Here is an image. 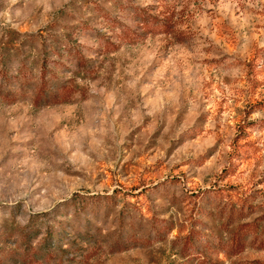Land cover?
Returning <instances> with one entry per match:
<instances>
[{
    "label": "rangeland",
    "instance_id": "1",
    "mask_svg": "<svg viewBox=\"0 0 264 264\" xmlns=\"http://www.w3.org/2000/svg\"><path fill=\"white\" fill-rule=\"evenodd\" d=\"M80 1L0 0V264H264V0H132L173 23L135 44Z\"/></svg>",
    "mask_w": 264,
    "mask_h": 264
},
{
    "label": "trees",
    "instance_id": "2",
    "mask_svg": "<svg viewBox=\"0 0 264 264\" xmlns=\"http://www.w3.org/2000/svg\"><path fill=\"white\" fill-rule=\"evenodd\" d=\"M153 2H159L160 0H151ZM84 2H86L84 0ZM83 1H80L79 4H84ZM88 2V1H87ZM105 4H110L112 8L131 13L135 20L137 21V27L132 28L129 25L123 23L119 20V17L114 16L109 10L105 8ZM89 6V5H88ZM93 7H89L94 13H97L99 18L105 20L112 28L115 30L121 31L120 40L135 44L145 38L148 35H165L170 34L173 28V23L170 17H165L160 19L159 16L154 15L150 11V7H142L135 4L132 0H96L92 2ZM73 21L78 22L75 15L72 14ZM77 28L79 31L89 32L93 38L101 42L105 52H115L119 49L121 43L111 42L108 39H105L103 35H97V32L91 30V27L88 26V23L85 21H79ZM26 40V39H25ZM27 40L32 43H42L45 49V56L49 57H60L62 56V49L65 47L69 48L68 54H73V60H75L78 65L81 67L87 66V59L83 58L80 50L71 47V39L68 36H52L48 41V49L46 48V41H40L37 37L33 35L27 36ZM56 79L57 76L54 75ZM46 80V75L41 77V86L37 91V94L34 99V103L38 107L42 106H52L66 102L71 95L70 87L66 83H56V80ZM53 84V85H52ZM264 107V103L260 105ZM243 203L241 207V214L244 212ZM252 209V208H251ZM252 213L253 209L250 210ZM251 214V213H250ZM246 215L243 220L249 218V215ZM260 224L257 222L254 223H244L236 231L232 239L231 249L236 253H241L246 248V242L249 237L252 235L262 237L261 244L264 246V228L260 229Z\"/></svg>",
    "mask_w": 264,
    "mask_h": 264
}]
</instances>
